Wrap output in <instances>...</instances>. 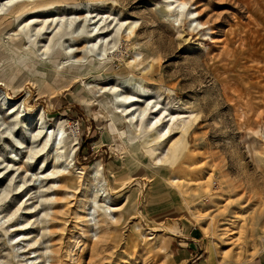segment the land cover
<instances>
[{
	"label": "rangeland",
	"instance_id": "1",
	"mask_svg": "<svg viewBox=\"0 0 264 264\" xmlns=\"http://www.w3.org/2000/svg\"><path fill=\"white\" fill-rule=\"evenodd\" d=\"M22 1L32 4L14 10ZM83 15L106 38V56H88L70 83L66 64L86 45ZM98 64L101 74L76 75ZM135 81L149 91L136 108H159L145 124L160 112L164 125L175 118L162 139L143 135L109 91ZM20 105L66 128L76 140L66 158L41 151L16 118ZM193 228L204 242L180 261ZM260 262L264 0H0V264Z\"/></svg>",
	"mask_w": 264,
	"mask_h": 264
},
{
	"label": "bare ground",
	"instance_id": "2",
	"mask_svg": "<svg viewBox=\"0 0 264 264\" xmlns=\"http://www.w3.org/2000/svg\"><path fill=\"white\" fill-rule=\"evenodd\" d=\"M31 4H32L31 2L22 1V2L18 3L15 6L14 10L18 9V10H21V12H25V10H27V6H30ZM184 5H185L184 3H181V4H179V7L180 6L182 7ZM5 16H6V14H5ZM82 18H83L82 21H84V26H85V29L83 30V32H87V35L85 37L86 45H85V47L80 49L81 53H83V58H76V60L73 63H69L68 62L66 64V67L69 66L71 68L68 71L71 76L69 78L64 77L63 81H69L70 83L74 82V69L76 68L75 66L84 64L85 60H87L88 56H93L94 53H97L98 56L101 55V57H105L106 56V53H104L103 51H101L99 49V45L101 43L102 44L107 43L106 38H102L100 36L98 37V35H100V34H98V32L96 30L97 26L93 30H89L91 25L90 24H88V26L86 25L87 23H89V20H88L89 19V15H83ZM77 19H79L78 16H77ZM93 19H95V17H93ZM75 20L76 19H74V21ZM74 21H72L71 23H73ZM86 26H87V28H86ZM75 31H74V39L73 40H77L78 39L77 36H76V32ZM130 34H131V32H130ZM94 36H96L95 39H98V40L92 41L91 38L94 37ZM72 37H73V33H72ZM57 47L58 46H55V50H57L56 49ZM70 50H71V48L69 49V52H66V54L71 56L72 53L74 54V51H73V49L71 51ZM137 66H138L137 59H134L129 64L128 70H130L131 72H134L135 69L137 68ZM78 69H79V73L76 74V75H78L79 77H81L83 74H87L88 75L89 73L94 74L96 76L97 74L99 75V74H101L103 72V70H101L100 64H98V66H94L93 68H89V70L86 68L87 69L86 72H83V69L85 70V67H80ZM105 75H107V77L110 78L109 69L105 71ZM112 87L109 89V91L112 92L115 95L116 103H118V104L127 103L128 104L127 107L124 106L126 108L122 109V112L124 113V115H126V117L129 120V122H131L133 125H134V123H139L140 126H144L146 128L143 131V133H144L143 135H145V133L149 132L147 134V136L150 135L149 137H152L153 140H159V139H162L163 137L167 136L171 132V130H172L171 127L174 125L175 118L171 117L168 120V122L164 125L162 123V121H163L164 118L166 119L165 112H160L158 116H155L154 118H151V120H148L147 124H145V118L148 116L149 112H150V116H151V111H153L155 109L154 111L158 112L159 108H158V104L153 103V101H151V100H149L148 105H147V107L145 109L139 110L138 108H136L137 103H139L143 99L149 97V95H148L149 91L143 84H141V83H139L137 81H135V82H126V83L124 82L122 84V86H117L116 88H112ZM80 88H82V85L80 86ZM124 92H131L132 96H125ZM91 93L97 94L96 91H94L92 89H91ZM2 100H3V103H4L3 105L4 106H8L9 110H14V108H16V105L13 104V100L9 97L8 94L3 95V99ZM102 103L104 105H106L108 103V101L103 100ZM21 107L22 106L20 105V108H18V110L15 113L16 114V118L18 117V119H19V116H20V118H21V116L24 117L25 122L27 124V131L28 132L32 131L34 133V138L36 140H40L41 142L42 141L44 142V146H43L41 151L46 150L50 146L51 148H53V152L55 153L54 158L56 160H62L63 158H66V154L63 151L64 147H67V144H68V146H70V145H72V143H74L76 141V140H74V141H70L69 142V138L66 135V128L64 126H62V125L55 126L54 128L48 127L47 125H45L44 121H42L40 123V122H38V120H34L33 116H29L27 114L24 115L23 111L21 110ZM120 123L122 124V121ZM73 138H74V135H73ZM136 152H138L137 149H136ZM30 161H32V160H30ZM157 163L158 162H156V164ZM58 173H60L59 170L56 171V173L54 175H56ZM111 200H112L111 197H105L104 205L110 208ZM96 206H97V204H96ZM88 215L90 217L94 216L95 215V210H93L92 213L89 212ZM170 231H171V234H175V233L178 232L176 228H174V230H170ZM21 235L22 234L17 235V238H19Z\"/></svg>",
	"mask_w": 264,
	"mask_h": 264
},
{
	"label": "crops",
	"instance_id": "3",
	"mask_svg": "<svg viewBox=\"0 0 264 264\" xmlns=\"http://www.w3.org/2000/svg\"><path fill=\"white\" fill-rule=\"evenodd\" d=\"M204 238L205 237H204V234L202 233V231H200L196 228H193L189 233V237H186L185 242H184L191 249L188 251L184 250L183 253H179L177 251L176 253H174V256L177 257L178 259H180V261L188 262L189 257L192 256L194 251H197L198 248H201V246L204 242ZM260 264H261V262H260Z\"/></svg>",
	"mask_w": 264,
	"mask_h": 264
}]
</instances>
